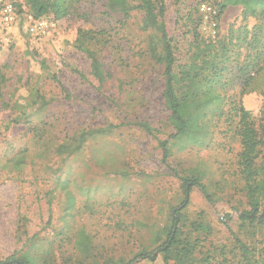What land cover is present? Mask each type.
I'll return each mask as SVG.
<instances>
[{
	"label": "rangeland",
	"instance_id": "374dc122",
	"mask_svg": "<svg viewBox=\"0 0 264 264\" xmlns=\"http://www.w3.org/2000/svg\"><path fill=\"white\" fill-rule=\"evenodd\" d=\"M204 1L216 10L221 2L162 0V20L177 67L190 61L201 40L218 44L231 34L226 69L214 86L226 104L208 107L201 142L177 143L166 163L157 140L167 139L172 127L161 95L162 68L145 54L154 32L142 29L141 11L123 17L109 14L106 0H72L67 17L45 16L48 27L43 34L27 32L32 19L26 6L18 8L13 24L0 22V67L7 80L0 98V260L12 254L18 258L35 235L39 247L31 252L38 264H103L129 260L140 252L146 257L138 256L132 264H164L159 249L164 237L156 240L155 234L169 212L180 209L181 178L196 170L208 197L192 186L176 224L181 235L196 240L192 264H264V217L258 218L264 203L254 221L240 218L251 207L238 173V118L233 112L228 118L222 114L230 103L240 101L264 142V16H243L242 6H228L217 21L216 35L208 37L198 10ZM244 27L247 41L259 33L256 49L242 42L236 45ZM86 31H107L118 46L116 54L107 45L100 52L92 41L111 75L103 86L77 47ZM250 62L256 69L246 73L243 67L249 69ZM205 74L214 75L209 70ZM16 115L28 118V123H9ZM140 121L153 133L135 124ZM99 128L110 131L88 139L78 154L65 158L52 152L67 138ZM21 151L25 163L15 164L12 160ZM255 167L263 179L264 148ZM67 169L75 204L72 217L63 218L64 195L55 179ZM236 239L247 247V259ZM48 242L52 252L44 255Z\"/></svg>",
	"mask_w": 264,
	"mask_h": 264
},
{
	"label": "trees",
	"instance_id": "16d2710c",
	"mask_svg": "<svg viewBox=\"0 0 264 264\" xmlns=\"http://www.w3.org/2000/svg\"><path fill=\"white\" fill-rule=\"evenodd\" d=\"M157 2L158 5H155V0H137L135 4L132 3V0H106V8L109 14L122 15L123 17H128L132 11H141L143 14L141 20L142 29L154 32L153 35L149 36L145 54L148 55L152 63L162 68L163 90L161 95L164 107L168 111V121L172 127V133H170L167 139L157 140V144L161 150L162 161L166 163L171 154L172 147L177 143L185 142L197 145L201 142L205 134L204 118L206 110L212 105H223L225 103L226 98L214 92V86L223 77V72L226 69L224 64L228 59L226 48L231 44L232 38L229 33V37H225L218 44L209 38L206 41L201 40L200 43H197L196 52L190 55V61L177 67L172 38L168 36L165 23L162 20L164 13L163 2L162 0H157ZM71 4L72 0H18L14 2L16 13H18V8L26 6L32 20L45 18L48 14H51L54 20L65 18L70 13ZM237 5L242 6L243 16H264V0H221L217 4V21L228 6ZM243 29L241 37H236V45L242 42L246 44L248 49H256L259 33H254L250 41H247L246 28L244 27ZM103 35L106 36L105 39ZM108 35L107 31H100L99 33L86 31L80 34L82 41L80 38L77 39V47L90 60L91 74L99 86H103L110 79L111 75L105 70L104 64L98 55V50L93 47L92 41L96 46H100V52H102L103 46L107 45L112 49L113 54H116L118 46L112 42ZM83 40H86L87 44ZM195 42H198V40L195 39ZM254 59H258L257 52ZM249 67V69L243 67V70L246 73L255 70L256 63L250 62ZM207 70L214 73V75H206ZM248 81V79L244 80L242 84L243 89L248 86ZM6 82V77L0 67V98L2 97ZM243 89H241L240 93H243ZM39 99L43 104L46 103L43 97H39ZM231 112L238 118L237 135L241 146L237 161L238 173L243 181L247 200L251 207V211L241 215L240 218L252 222L257 218L256 214H258L260 203H264V178H258L259 171L255 167V160L260 154V149L264 148V142L262 135L258 133L254 121L242 107L240 101L235 100V102L230 103V108L225 112L222 111V114L228 118V116L232 117ZM28 121V118H24L22 115H16L8 120L11 124L28 123ZM135 124L147 134L153 133V129L147 122L140 121L135 122ZM109 129L99 128L91 131H82L76 136L67 138L64 142L57 144L53 149L51 148L52 152L55 156H65V158L74 156L81 151L82 145L88 139L94 138L97 135H107L110 131ZM38 137L41 138L40 133ZM25 160L26 155L21 151L16 154L12 161L15 164H24ZM181 180L184 183V197L179 204L180 209L174 213L172 211L169 212L166 223L155 234L154 238L160 240L164 237L163 242L159 244L164 264H170V262L172 264H192L194 262L196 240L181 235L179 229L176 228V224L182 219L180 211L188 204L189 190L192 186H197L208 197L207 190L201 183L199 173L196 170H192L191 175L181 178ZM70 182L68 169L62 177L58 175L55 179V185L59 187L64 195L61 204L63 218L72 217L73 215L75 197L70 189ZM50 201L51 199H49L48 203ZM263 217L264 212L258 218L262 221ZM47 223H49V220ZM193 225L196 230L199 228V225L195 223ZM67 239L70 240L69 237ZM79 239L80 236L76 240L77 244L79 243ZM39 242V238L36 239L35 235L30 237L27 240V249L18 258H15L12 254L4 260H0V264H38V260L33 257L31 250L39 247ZM236 242L240 245L241 253L247 259V247L241 244L238 239H236ZM51 252V242H48L44 245V255H49ZM144 254L145 252L137 253L129 260L109 259L103 264H132L138 256L146 257ZM154 259L155 257L152 256L151 260ZM92 264L99 263L95 261Z\"/></svg>",
	"mask_w": 264,
	"mask_h": 264
},
{
	"label": "built area",
	"instance_id": "2783aa9c",
	"mask_svg": "<svg viewBox=\"0 0 264 264\" xmlns=\"http://www.w3.org/2000/svg\"><path fill=\"white\" fill-rule=\"evenodd\" d=\"M18 0H0V22L4 25H11L17 19L14 2ZM199 13L202 16V29L207 32V36L214 37L217 29V10L208 2L198 4ZM48 27L45 18L32 20L27 26V32L31 35L43 34Z\"/></svg>",
	"mask_w": 264,
	"mask_h": 264
},
{
	"label": "water",
	"instance_id": "95a60500",
	"mask_svg": "<svg viewBox=\"0 0 264 264\" xmlns=\"http://www.w3.org/2000/svg\"><path fill=\"white\" fill-rule=\"evenodd\" d=\"M155 255V254H154Z\"/></svg>",
	"mask_w": 264,
	"mask_h": 264
}]
</instances>
